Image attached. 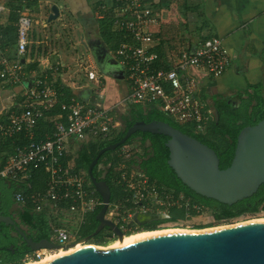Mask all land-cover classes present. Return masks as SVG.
I'll list each match as a JSON object with an SVG mask.
<instances>
[{"label":"built area","instance_id":"2783aa9c","mask_svg":"<svg viewBox=\"0 0 264 264\" xmlns=\"http://www.w3.org/2000/svg\"><path fill=\"white\" fill-rule=\"evenodd\" d=\"M101 9L110 12L113 28L122 34L118 46L108 49V54L122 68L128 85L127 94L118 103H153L176 123L194 124L196 129L203 130L211 112L199 97L201 77L216 78L231 63V55L222 39L211 36L190 44L169 60L168 69L156 68L160 57L154 50L152 27L158 24L159 18L152 1L111 0L109 5H102ZM8 10L6 3L0 0V15ZM102 15L96 12L97 18ZM31 24L28 9L22 7L16 22L14 59L6 54L8 49L3 45V33L0 30V79L11 84L21 82L23 78L22 60L28 51ZM85 71L88 79L100 84V77L94 69ZM22 96V101L16 107L7 113L0 111V152L3 143L7 139L13 143L14 138L12 150L0 164V178L30 188L34 170L43 169L46 174L45 187L28 194L21 190L15 191V205L21 208L30 201L33 211L49 210L58 220L62 212L71 214L62 220L64 225L52 228L51 239L60 246L34 250L26 258V263H29L42 261L47 253L55 250L85 243L77 237V229L74 228L85 221L88 213L102 205V200L91 186L87 173L75 167L73 158L68 159L70 144L72 140L75 141L77 144L74 148L78 149L88 141L107 139L114 129L119 128L120 122L106 106L84 102L76 97H71L69 101L60 100L58 91L43 74L34 75ZM56 106H59L60 111L51 116L53 132L36 139L39 122ZM16 138L23 142H16ZM123 163H117L119 174L115 177V185L125 193L110 200L104 215L120 229L127 230L133 212L145 213L151 207L168 214L167 208L176 205L183 208L184 215L180 219L184 220L210 213L207 208L193 203L182 194L159 191L138 170L135 171L137 175L130 177ZM133 178L138 186L135 189L132 186ZM157 192L167 195L166 200L154 201ZM110 232L109 238L115 237L111 242L118 239L113 231Z\"/></svg>","mask_w":264,"mask_h":264},{"label":"water","instance_id":"95a60500","mask_svg":"<svg viewBox=\"0 0 264 264\" xmlns=\"http://www.w3.org/2000/svg\"><path fill=\"white\" fill-rule=\"evenodd\" d=\"M58 14L57 5L53 4L47 20L56 19ZM94 58L98 65H102L96 51ZM107 61L110 68L116 70L114 76L122 78V73L116 69L117 61ZM136 131L168 136L165 142L169 151L167 163L181 182L197 194L232 205L251 196L264 183V117L239 131L233 157L225 168L219 167V158L213 148L168 122L136 121L120 139L101 147L88 165L87 176L101 197L102 205L95 216L98 221L96 229L81 238L83 242L105 227L119 239L125 236L113 221L104 217L111 190L106 180L94 176L93 168L104 152L123 145ZM0 222L12 225L24 236L11 216L0 213ZM25 239L31 249L60 246L48 238L38 242ZM32 264H264V221L190 232L171 230L140 235L113 247L85 246Z\"/></svg>","mask_w":264,"mask_h":264},{"label":"trees","instance_id":"16d2710c","mask_svg":"<svg viewBox=\"0 0 264 264\" xmlns=\"http://www.w3.org/2000/svg\"><path fill=\"white\" fill-rule=\"evenodd\" d=\"M3 1L6 3L9 10L6 17L7 21L5 25L0 24V30L3 33V45L8 49L6 54L10 59H14L18 11L24 6L29 8V6L33 3L35 4L37 0ZM12 1H14V3H11ZM98 2L99 3H97L95 9L103 14L102 17L97 18L100 38L104 43L108 44L109 48L114 49L118 46L122 38V34H119L113 28L110 12L108 10L101 9L102 5H109L111 0H101ZM154 50L160 57L159 61L155 65L156 68L168 69L169 60L166 59L163 51L158 48H154ZM22 63H24V61ZM62 91L63 95H61V91L59 94L60 100L69 101L72 94H70L67 88ZM226 100L227 99L225 98L221 103H217L219 109L222 111L220 119H218V121L210 120L206 122L203 130L196 129L194 124L182 125L176 123L171 117L161 111L157 105L153 103H129L128 108L124 113H119L116 109H112L110 113L114 115L115 119L119 120V128L114 129L111 136L107 139H97L81 144L78 149H76L75 156L69 154L68 159L73 158L75 167L86 172L89 163L97 151L101 147L120 139L126 129L134 122L162 120L213 148L219 158V167L225 168L229 165L233 157L236 138L239 131L244 126L253 125L264 117V84L250 85L247 90L239 93L236 97V102L238 101V104L228 105ZM59 111V106H56L50 112L46 113V117L41 120L37 126L36 139L43 138L46 134H51L53 132L54 123L51 121V116H55V114ZM136 138L137 149L134 152L133 157L129 158L126 164L128 166L135 165L137 170L142 172L147 177V181L154 184L158 190L159 187L161 188V186H163L168 190H166L167 192H171L174 195H184L193 203L207 208L212 214V217L217 221L228 220L247 212H257L261 209L264 210V183H262L258 187L257 191L251 196L238 200L232 205H227L212 198H207L195 193L181 182L167 163L169 151L165 142L168 139V136L143 131H136L133 133L123 145H120L115 150L104 152L99 158L98 163L93 168L94 176L99 179H104L108 183L111 190V201L118 194L121 193L122 195L125 193L123 190H119V188L115 185V177L119 174L116 163L120 158L116 155L113 156V153ZM15 140L18 143L23 142L20 138H16ZM13 143L11 142V139H7L3 143L2 150L0 152V164L3 163L6 157L5 153H3L4 150L10 152L12 150ZM102 162L105 164L110 163V165L105 169V172L98 167V165ZM45 178L46 174L43 169L34 170L30 181V188H26L25 184L0 178V210L3 213H7L12 204H15V191L21 190L25 192V194H28L32 191L43 189L45 187ZM91 186L93 187L92 184ZM16 207L20 220L30 228V231L33 232L36 239H51L53 226L65 224L64 222L58 220V217L56 218L49 210L39 212L33 211L30 201H27L26 205L21 208L18 206ZM100 208L101 205L91 213H88L85 221L78 228L73 227L74 229H77V237L79 239L90 235L96 229L98 221L95 216ZM159 208H162V206ZM167 209L170 215L169 218L155 219L145 223L139 229L141 231L158 230L160 224L167 221L176 222L184 215L183 208L176 205L169 206ZM152 210L156 211L159 209L154 207ZM198 227L202 228L203 226L198 225ZM130 234L132 233L127 232L125 233V236ZM109 236H111V232L107 227H105L99 233L93 235L90 241L98 245H107L115 238H109Z\"/></svg>","mask_w":264,"mask_h":264},{"label":"crops","instance_id":"0c3cea01","mask_svg":"<svg viewBox=\"0 0 264 264\" xmlns=\"http://www.w3.org/2000/svg\"><path fill=\"white\" fill-rule=\"evenodd\" d=\"M73 1L76 3L75 6L70 0H66L64 3L69 5L70 16L74 18L76 14L78 16V13L81 12L77 4H82V6H84V2L83 0ZM151 1L159 18L158 24L152 27L154 44L156 46H154V48L163 51L166 59L171 60L177 52L184 49L186 46L211 36L220 37L223 44L228 49L231 55L229 67L216 78L202 76L200 80L199 97L204 101L206 108L209 109L211 113L213 112L214 106L217 103H221L223 99L231 96L235 99V104H238V101L236 102V97L239 93L247 90L250 85L264 84V0H184V3H186L184 4V8L182 7L180 10H175L171 7L176 4L175 0ZM52 5L51 3L48 6V10L45 12L46 21H48V15L51 13L50 6ZM24 7L28 9L32 23L35 22L34 24L38 25L40 28L45 26V21L39 24L42 15H39L37 19H33L30 9L26 6ZM169 7H171V10ZM85 8V12L89 14L90 9L88 6H85ZM41 9L43 10V7H41ZM170 12L171 15L169 17L167 13L170 14ZM59 15L60 11L58 16ZM90 15L92 14L90 13ZM6 17V12L0 15L1 25H5L4 22H6ZM91 17L92 16L87 15L81 16L80 21L92 27ZM42 31V29L39 30V32ZM41 36L42 39H39L40 35H38L35 41L29 38L28 51L22 60V62L24 61V63H22L24 75L21 82L11 84L0 79V111L7 113L8 110L13 109L22 101L24 90L32 83L33 77L36 74L45 75L47 80L59 94L61 91V95H63L62 90L67 88L70 94H72V97H76L84 102L106 106L110 108V110L115 109L113 104L118 102V98H115L116 90L111 87L112 79H109V77L117 78L114 76L115 72L113 68H102V71L106 73L105 80L97 74L101 81L98 85H103L104 90L102 89L103 92L101 95H96L93 88L84 85L86 77L85 70L88 69L87 67H83L84 79L74 82L69 79L67 71L65 72L63 69L59 72H57V70L55 72L52 71L58 68V66L62 68L65 66L63 59L60 58L53 61L51 56L45 54L38 57L36 56L37 52H35V58L30 57L31 45L36 43L39 49L38 44L45 42L43 35ZM46 37L47 36H44V38ZM99 39L97 38L95 42H91L90 45H100L106 55L110 56L108 54V44L104 43L101 38ZM81 42L85 46L88 45V40L84 35L81 40H79V43ZM36 61H38V63ZM89 69H93V67ZM116 69L122 73V78L118 79H122L123 83L121 85L120 82L118 84L114 83L115 87H120L122 99L128 92V85L123 77L122 68L118 65ZM90 81L96 82L94 80ZM123 89L125 93H123ZM8 92L12 93L9 94ZM12 96H14V99L11 98ZM107 96L116 101H114L113 104L106 103L108 101ZM103 97L104 101L101 102L100 99H103ZM76 144L75 141H71L68 155L74 153L76 150L74 146ZM6 152L7 151L4 150L3 153L7 155L9 152Z\"/></svg>","mask_w":264,"mask_h":264},{"label":"rangeland","instance_id":"374dc122","mask_svg":"<svg viewBox=\"0 0 264 264\" xmlns=\"http://www.w3.org/2000/svg\"><path fill=\"white\" fill-rule=\"evenodd\" d=\"M65 1H61V0H37V2L35 4L33 3L29 6L33 19H37L39 17V15H42V19L39 20V24L45 21V26H42V28H40L38 25L34 24L35 22H33L31 24L30 38L33 41H35V40H37L38 35H40V37H41V38L39 37V39H42L41 35H43V39L45 42L38 44L39 49L37 48V44L33 43L31 45L30 57L35 58L34 57L35 52H37L36 56H38V57L43 56V54H45V55L51 56L53 61H55L56 59H60V58L63 59L65 66L63 68L61 66H58V68H55L52 71L55 72L57 70V72H59L60 70L63 69V70H65V72L67 71L69 79L74 81V82H78V81H80V79H84L85 76H84L83 67H87L88 69L93 67L95 72L98 75H100L101 77H103V79L105 80L106 79V73H104V71H102V69L96 64L95 59H94V55H93V51L91 49L92 48L91 46L94 47L96 45L95 44L90 45L91 42H93V41L95 42V40L97 38L98 39L100 38L99 37L100 32H99V27H98V21H97V17L95 14V11H97V10L95 9V7L97 6V3H99L98 1H101V0H83L84 6H82V4H80V5L77 4V6L80 8L81 12L78 13V16L76 14L74 16V18L70 16L71 13L69 12V7H68L69 5L68 4L66 5L64 3ZM70 1L75 6L76 3H74L73 0H70ZM104 1H106V0H104ZM71 2H70V4H71ZM11 3H14V1H12ZM51 3L56 4L58 6L59 11H60V15L56 19H54L53 21L48 22V21H46V15H45L46 13L45 12L48 10V6ZM175 3L176 4L172 5L171 7H173L175 10L176 9L180 10V9H182V7L184 8V4L186 2L184 3V0H175ZM85 6H88V8L90 9V13L92 15H90V13L88 14L85 12V9H86ZM41 7H43V10L44 9L45 10L43 11L41 9ZM171 7H169L170 10H171ZM167 14L170 17L171 12H170V14L169 13H167ZM85 15L92 16L91 17L92 18V24H93L92 27L87 26L82 21H80L81 16H85ZM4 23H6V22H4ZM40 29H42L43 31L39 32ZM83 35L88 40L87 46H85L82 42L79 43V40H81ZM44 36H47V37L44 38ZM36 62L38 63V61H36ZM109 79H112L114 81L113 82L111 80V87L116 90V93L115 92H113V93H115V96H116L115 98H118L117 101L119 102L120 100H122L120 87H117V86L115 87L114 83L118 84L120 82V85H121L123 83V81H122V79L119 80L118 78L109 77ZM105 83H106V81H105ZM84 85H86L90 88H93V91L96 92V95H101V93L104 90L103 85H98V83H96V82L94 83L93 81L88 80L86 77H85ZM8 93L11 94L12 92H8ZM123 93H125L124 89H123ZM104 97H103V99H100L101 102L104 101ZM11 98L14 99V96H12ZM107 99H108V101L106 103L113 104L114 101H116L109 96H107ZM118 102L116 104H113L114 108L119 113H124L126 111V109L128 108L129 103L124 102L121 105ZM210 120H214L213 113L210 114L208 121H210ZM76 149H77V147H76ZM136 149H137V138L133 139L130 143L124 145L119 150L115 151V153H113V156L114 155L119 156V158H120L119 161H124L123 164L126 166L125 167L126 171H128L130 173V177H132L133 175H137V173L135 172L137 170V168L135 167V165L128 166L126 164V162L129 160V158L133 157ZM75 151L72 154L73 156H75V154H76ZM117 163H116V167H118ZM120 163H122V162H120ZM109 165H110L109 163L105 164L102 162L98 165V167L100 169H102V171H105V169ZM132 186H133V189L138 187L137 181L134 178H133V185ZM152 186L156 187L154 184ZM167 193H171V192H167ZM154 198H155V199H153L154 201L155 200L163 201V200H166L167 195H163L162 192H159V193L157 192L156 197H154ZM153 208L154 207H151V209L149 211H151ZM70 216H71L70 213L62 212L60 221H62L63 219H67ZM261 219L262 220L264 219V210H262V209L258 210L257 212H247V213H244L240 216H237V217H234V218H231L228 220H219V221L215 220L210 213H204V214L199 215V216L192 218V219H186V220L179 219L175 223H172V222L171 223L170 222L163 223L160 225L158 230H165V229H182V230H190V231L191 230H201V229L216 228V227L238 224V223L245 222V221L261 220ZM198 225L203 226V227L199 228ZM84 244H87V245L91 244L94 246H107L108 245V244L107 245H98V244L92 243L90 240L85 242ZM113 244H111V245H113ZM56 253H58V252H56ZM48 255L50 256L53 254H48Z\"/></svg>","mask_w":264,"mask_h":264},{"label":"flooded vegetation","instance_id":"af4514ba","mask_svg":"<svg viewBox=\"0 0 264 264\" xmlns=\"http://www.w3.org/2000/svg\"><path fill=\"white\" fill-rule=\"evenodd\" d=\"M95 45L96 46L91 48L93 51V54H94V51H96L99 57V62L102 61V65H98V66L102 67L104 65V68L110 67L107 60H109L110 62H113V61H116V59L112 58L111 56L106 55L105 51L101 48L100 45L98 44H95ZM95 62L97 64V61ZM113 69H114L113 71L115 72L116 71L115 68ZM226 99H227L226 102L228 105H235V99L233 97L229 96ZM212 111H213L212 113L214 116V120L218 121V119H220L221 117L222 111L219 109L217 104L214 106ZM138 172L142 177H144L147 180V177L142 172L140 171ZM160 190L166 191L167 189L161 186V188L159 187V191ZM16 209H17L16 205L13 203L7 213H3L1 210H0V213L11 216V218L14 220V223L18 225L19 229H21L24 232V236L26 238H30L34 242H38L41 239H44V238L36 239V236L33 234V232L30 231V228L20 220ZM159 210H156V211L151 210L145 213L135 211L133 212L129 220V223L127 225V230L124 231L120 228L119 229L123 232V234L127 232H131L133 234V232L134 233L140 232L141 230L139 228L142 227V225H144L145 223H148L155 219L169 218L170 215H169L168 209H167L168 214H162ZM168 222L170 221H167L164 223H168ZM172 223H175V222H172ZM24 236L21 235L18 232V230L13 229L12 225L10 224L6 225L5 223L0 222V264H28L26 263L27 262L26 258L30 256L32 252L36 249L30 248ZM49 240L56 243L52 239H49Z\"/></svg>","mask_w":264,"mask_h":264},{"label":"bare ground","instance_id":"6f19581e","mask_svg":"<svg viewBox=\"0 0 264 264\" xmlns=\"http://www.w3.org/2000/svg\"><path fill=\"white\" fill-rule=\"evenodd\" d=\"M260 221L262 222V221H264V219L263 220L261 219V220L245 221V222H241V223H238V224L250 223V222H260ZM238 224H233V225H238ZM229 226H231V225H229ZM222 227H225V226H222ZM216 228H220V227H216ZM209 229H213V228H209ZM171 230H173V231H186V232H190V230H182V229H165V230H153V231H140V232H135L133 234L124 236L121 239L118 238L115 241H113L110 244H108L107 246H101V247L102 248L113 247L115 244H122V243L129 242V241H131L136 236L147 235V234H152V233H157V232H162V231H171ZM191 231H195V230H191ZM111 244H113V245H111ZM85 246H93V247H96V246L91 245V244L90 245H87V244L78 243V244H76L74 246H71V247L65 249V250L64 249H59V250H55L53 252L47 253L46 256L43 257V259H49V258H51V257H53L55 255H61V254H65V253H68V252H72L74 250H77V249L82 248V247H85ZM56 252H58V253H56ZM48 254H53V255H50L49 256ZM32 263H36V262H29L28 264H32Z\"/></svg>","mask_w":264,"mask_h":264}]
</instances>
